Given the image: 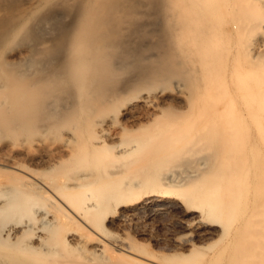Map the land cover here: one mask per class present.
Wrapping results in <instances>:
<instances>
[{"label": "bare ground", "instance_id": "6f19581e", "mask_svg": "<svg viewBox=\"0 0 264 264\" xmlns=\"http://www.w3.org/2000/svg\"><path fill=\"white\" fill-rule=\"evenodd\" d=\"M0 264H264V0H0Z\"/></svg>", "mask_w": 264, "mask_h": 264}, {"label": "rangeland", "instance_id": "374dc122", "mask_svg": "<svg viewBox=\"0 0 264 264\" xmlns=\"http://www.w3.org/2000/svg\"><path fill=\"white\" fill-rule=\"evenodd\" d=\"M25 2V4H32L35 2V0H23ZM159 217V216H158ZM155 218V227L157 229V231L159 230V233H169L171 232L172 229L176 228L177 225L174 221L175 218H172V216L170 217V215L168 216V212L163 213L162 215H160L159 218ZM171 218V219H170ZM158 219V220H157ZM174 219V220H172ZM157 220V222H156ZM172 220V221H171ZM161 222V223H159ZM173 222V223H172ZM157 224V225H156ZM162 224V225H161ZM174 226V227H173ZM161 227V228H160ZM171 228V229H170ZM166 229V231H165ZM161 230V231H160ZM169 230V231H168ZM217 245V243H215V246ZM211 251H208L207 253H210Z\"/></svg>", "mask_w": 264, "mask_h": 264}]
</instances>
